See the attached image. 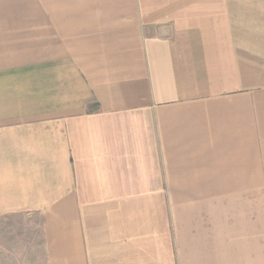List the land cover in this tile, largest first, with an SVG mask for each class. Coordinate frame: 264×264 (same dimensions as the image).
Wrapping results in <instances>:
<instances>
[{"label": "crops", "instance_id": "1", "mask_svg": "<svg viewBox=\"0 0 264 264\" xmlns=\"http://www.w3.org/2000/svg\"><path fill=\"white\" fill-rule=\"evenodd\" d=\"M0 264H264V0H0Z\"/></svg>", "mask_w": 264, "mask_h": 264}]
</instances>
